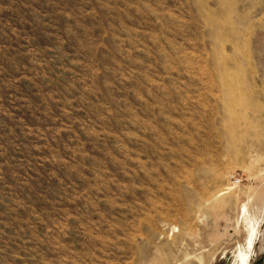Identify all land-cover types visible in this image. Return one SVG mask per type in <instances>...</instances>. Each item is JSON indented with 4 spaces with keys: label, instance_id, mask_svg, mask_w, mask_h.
Masks as SVG:
<instances>
[{
    "label": "rangeland",
    "instance_id": "1",
    "mask_svg": "<svg viewBox=\"0 0 264 264\" xmlns=\"http://www.w3.org/2000/svg\"><path fill=\"white\" fill-rule=\"evenodd\" d=\"M244 254L264 264V0H0V264Z\"/></svg>",
    "mask_w": 264,
    "mask_h": 264
},
{
    "label": "bare ground",
    "instance_id": "2",
    "mask_svg": "<svg viewBox=\"0 0 264 264\" xmlns=\"http://www.w3.org/2000/svg\"><path fill=\"white\" fill-rule=\"evenodd\" d=\"M252 237V236H251ZM252 238H250L247 242V246L248 247H251L252 246V241H251ZM240 260H241V264H247L248 263V256L247 254H244V255H241L240 256Z\"/></svg>",
    "mask_w": 264,
    "mask_h": 264
}]
</instances>
